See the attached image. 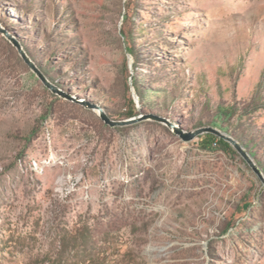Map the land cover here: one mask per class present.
<instances>
[{
	"label": "rangeland",
	"instance_id": "374dc122",
	"mask_svg": "<svg viewBox=\"0 0 264 264\" xmlns=\"http://www.w3.org/2000/svg\"><path fill=\"white\" fill-rule=\"evenodd\" d=\"M220 106L264 178V0H0V264H264L234 147L101 117L194 132Z\"/></svg>",
	"mask_w": 264,
	"mask_h": 264
},
{
	"label": "water",
	"instance_id": "95a60500",
	"mask_svg": "<svg viewBox=\"0 0 264 264\" xmlns=\"http://www.w3.org/2000/svg\"><path fill=\"white\" fill-rule=\"evenodd\" d=\"M6 36H8V35H6ZM11 40L13 43H15L16 46L19 47V49H21V47L17 41H15L13 39H11ZM21 54L25 58L27 63L30 65V67L37 73L39 78L43 80V82L46 84V86H48L49 88H52L51 85L45 79V77L26 58L25 54L22 51H21ZM54 92H56V90H54ZM63 96L67 99L73 100V98L71 96H66V95H63ZM91 108H94V106H91ZM101 117L106 122V124L110 125L111 127H127V126L134 125V124H137V123L142 122V121L152 119V120L166 124L170 129H172L174 131V133L176 135H178L185 142H191L201 135L213 134V135H215L221 139H224L232 147H234L244 157V159L247 161V163L250 165V167L254 170V172L264 182V178H263V175L261 173L260 168L255 164L252 156L244 149V147L239 143V141H237L232 136H229L225 133H222L216 127H204V128H200L194 132H185L179 128H176V126L173 123L169 122L166 118L155 116V115H145V116H141V117H135V118L127 119V120L118 121V120H113L104 110H102Z\"/></svg>",
	"mask_w": 264,
	"mask_h": 264
},
{
	"label": "trees",
	"instance_id": "16d2710c",
	"mask_svg": "<svg viewBox=\"0 0 264 264\" xmlns=\"http://www.w3.org/2000/svg\"><path fill=\"white\" fill-rule=\"evenodd\" d=\"M124 21H127V16L125 15L124 17ZM130 53H133V50H129ZM233 109L232 108H225L223 106H220L218 108V112L216 113V115L214 116V127L216 128H220L222 127V121H224V119L229 118L232 114H233ZM135 116V113L130 111L127 114L128 118H132ZM203 142L206 144L205 148L206 149H211L214 150L217 146H224L225 148L233 151L232 146L226 142L224 139H221L213 134H205L204 135V140Z\"/></svg>",
	"mask_w": 264,
	"mask_h": 264
}]
</instances>
